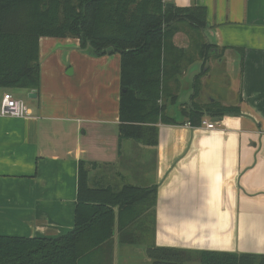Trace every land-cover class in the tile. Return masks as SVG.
Returning <instances> with one entry per match:
<instances>
[{
	"label": "crops",
	"instance_id": "obj_1",
	"mask_svg": "<svg viewBox=\"0 0 264 264\" xmlns=\"http://www.w3.org/2000/svg\"><path fill=\"white\" fill-rule=\"evenodd\" d=\"M163 1L203 7L197 49L210 46L208 56L186 60L182 74L167 57L166 75H182L166 81L169 92L179 84L167 111L181 120L180 111L191 106L194 76L204 75L194 101L220 99L240 114L205 112L202 120L220 117L214 129L158 123L154 145L119 141L120 55L92 56L77 39L40 38L36 96L0 88V101L5 92L25 95L30 111L0 116V235L52 238L72 229L82 161L92 189L117 193L131 185L147 192L120 214L129 223L123 235L135 242H120L115 229L112 264L138 245L148 258V247L178 249L184 264H199L198 251L264 255V138L258 133L264 123V0ZM177 31L173 45L186 48L188 36ZM210 75H219V98L210 87L205 94ZM226 75H237L235 82Z\"/></svg>",
	"mask_w": 264,
	"mask_h": 264
},
{
	"label": "trees",
	"instance_id": "obj_2",
	"mask_svg": "<svg viewBox=\"0 0 264 264\" xmlns=\"http://www.w3.org/2000/svg\"><path fill=\"white\" fill-rule=\"evenodd\" d=\"M204 14L203 7L167 6L163 0H0V88L38 92L40 38H72L89 55H120L119 141L154 145L158 123L200 126L205 112L238 115L236 106L194 101L201 75L192 80L191 106L180 111L182 119L167 111L168 104L177 100L178 90L170 93L166 81L180 77L166 75L167 57L175 49L170 40L177 28L174 24L186 21L198 31L205 27ZM209 48L200 45L199 56H208ZM144 193L145 189L131 185L117 193L92 189L86 163L80 161L73 228L52 238L0 235V264H79L86 256H94L93 262L98 259L94 264H112L115 229L120 242H135L123 235L129 223L122 222L120 214ZM146 253L152 264H184L178 249L154 246ZM196 255L199 264H264V255L218 251Z\"/></svg>",
	"mask_w": 264,
	"mask_h": 264
},
{
	"label": "rangeland",
	"instance_id": "obj_3",
	"mask_svg": "<svg viewBox=\"0 0 264 264\" xmlns=\"http://www.w3.org/2000/svg\"><path fill=\"white\" fill-rule=\"evenodd\" d=\"M177 28L175 29L176 31L172 34L171 39H173V36L179 32L177 31L180 30L182 33H184L186 36H188V45L186 48H180L179 47H175V49H173V58H175V61L176 62V65H177V71L180 72V74L183 73V68L185 67L186 65V60H191V58L195 55H197V53H199V49L198 46H197V43L199 44L198 42V39L200 40V38L197 37L198 35V32L194 31L189 25H188V22L186 21H180L178 23H175L174 24ZM78 40V39H77ZM172 42V40H171ZM198 52H197V51ZM181 58V60H180ZM182 76V75H180ZM206 76V75H205ZM204 75H201L199 80H198V91H199V87L200 85H202V83H204V81L201 80V78L204 80ZM210 77L212 78L211 80L207 81L206 84L208 85V90H205V94H209V87L210 89H212V95L213 97L215 98H219V90L221 89L220 85L221 83H219V75H217V78H214L210 75ZM209 77V78H210ZM235 77H237V75H226V78L228 79H231L233 80V82H235ZM222 82H223V79H222ZM228 82V80H227ZM178 87H179V84L177 85L176 88L172 89L170 93H174V92H177L178 90ZM21 98L22 100L27 103L29 101V99H27V97L25 95H21ZM209 99V96L208 95H205L203 97V100H207ZM219 100V103L221 102L220 99H217ZM135 248H138V250L136 252H133V253H128V254H119L118 255V259L120 261L121 264H152L150 258H148L146 255H143L140 253V250L139 249H143L142 247L143 246H134ZM93 258L94 256L90 257V256H86L85 258L81 259L79 261V264H94L93 263ZM98 259H94V262H96ZM196 264V262L194 263ZM198 264V263H197Z\"/></svg>",
	"mask_w": 264,
	"mask_h": 264
},
{
	"label": "built area",
	"instance_id": "obj_4",
	"mask_svg": "<svg viewBox=\"0 0 264 264\" xmlns=\"http://www.w3.org/2000/svg\"><path fill=\"white\" fill-rule=\"evenodd\" d=\"M30 113L27 104L18 98H15L11 93L5 92L2 95L0 101V116H10V117H25ZM187 125H190L187 123ZM201 125L207 129H214L216 122H211L208 120H202ZM258 133L264 138V123L260 125Z\"/></svg>",
	"mask_w": 264,
	"mask_h": 264
},
{
	"label": "water",
	"instance_id": "obj_5",
	"mask_svg": "<svg viewBox=\"0 0 264 264\" xmlns=\"http://www.w3.org/2000/svg\"><path fill=\"white\" fill-rule=\"evenodd\" d=\"M167 6H171L170 3L166 4ZM189 76V75H188ZM36 96L35 92L34 91H31L28 95L29 98H34ZM220 120V117H214L213 118V121L217 122Z\"/></svg>",
	"mask_w": 264,
	"mask_h": 264
}]
</instances>
